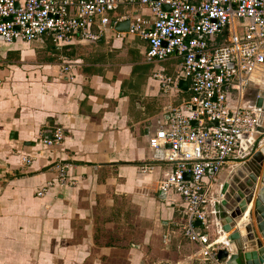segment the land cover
Segmentation results:
<instances>
[{
  "label": "crops",
  "instance_id": "1",
  "mask_svg": "<svg viewBox=\"0 0 264 264\" xmlns=\"http://www.w3.org/2000/svg\"><path fill=\"white\" fill-rule=\"evenodd\" d=\"M137 16L152 26V12L139 3L109 14L112 24ZM248 25L235 20L212 44H229ZM148 50V41L112 25L94 44L75 40L58 48L50 36L0 42V264H212L184 236L182 198L160 191L173 165L154 161L149 143L191 98L181 87L165 96L154 79L157 71L176 75L182 59L149 62ZM263 91L264 67L252 76L243 104L256 107ZM56 130L63 141L49 147L44 140ZM263 146L264 139L258 150ZM241 159H230L213 184L218 213L221 188ZM58 168L76 185H58ZM50 182L54 188L38 197ZM252 191L254 202L264 197V161ZM250 221L264 244L256 218ZM228 236L211 239L222 238L226 249Z\"/></svg>",
  "mask_w": 264,
  "mask_h": 264
},
{
  "label": "built area",
  "instance_id": "2",
  "mask_svg": "<svg viewBox=\"0 0 264 264\" xmlns=\"http://www.w3.org/2000/svg\"><path fill=\"white\" fill-rule=\"evenodd\" d=\"M137 3L154 16L152 26L137 16L130 28V34L148 41L147 60L182 59L176 75L154 73L162 93L173 97L185 80L192 94L149 139L153 160L173 165L159 188L182 198L187 212L184 236L201 247L206 260L222 264L218 253L225 242L211 239L212 234H223L216 219L219 213L212 209V190L230 159L243 157L244 137L261 134L260 109L244 105L243 99L252 76L264 67V0H0V42L31 44L50 36L58 48L75 40L94 44L105 28L116 25L110 13L121 4ZM242 19L249 21L242 36L234 33L229 44H212L235 20ZM63 70L71 71L69 66ZM62 141L63 132L56 130L44 143L53 147ZM31 163V158L24 159L25 165ZM151 170L141 168L145 173ZM58 171V185H76L67 179L65 168ZM54 186L48 183L37 196H45Z\"/></svg>",
  "mask_w": 264,
  "mask_h": 264
},
{
  "label": "water",
  "instance_id": "3",
  "mask_svg": "<svg viewBox=\"0 0 264 264\" xmlns=\"http://www.w3.org/2000/svg\"><path fill=\"white\" fill-rule=\"evenodd\" d=\"M169 11V7H164ZM119 32H130L131 21L120 22L115 25ZM232 67V65H231ZM180 87L189 90L188 81L183 80ZM256 107L260 109V125L264 122V91L259 94ZM193 125L197 127V123ZM242 144V159L238 161L241 166L236 168L227 181L223 184L220 194L219 221L222 232L229 234L228 247L220 250L218 260L225 264H264V244L256 240L251 221L256 218L258 230L264 240V197L254 202L253 191L257 181L259 167L264 161V146L259 149L264 139V133L255 134L252 137L245 136ZM170 148V146H168ZM258 150V151H257ZM259 158V159H258ZM212 173V171H210ZM189 179V176H186ZM253 204L254 212L250 210ZM197 226H201L198 222Z\"/></svg>",
  "mask_w": 264,
  "mask_h": 264
}]
</instances>
